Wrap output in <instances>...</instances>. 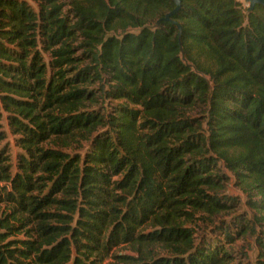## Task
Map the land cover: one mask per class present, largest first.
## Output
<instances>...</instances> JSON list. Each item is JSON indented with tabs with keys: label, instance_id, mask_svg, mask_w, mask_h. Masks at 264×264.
Wrapping results in <instances>:
<instances>
[{
	"label": "trees",
	"instance_id": "16d2710c",
	"mask_svg": "<svg viewBox=\"0 0 264 264\" xmlns=\"http://www.w3.org/2000/svg\"><path fill=\"white\" fill-rule=\"evenodd\" d=\"M32 2L0 0V264H232L182 222L227 207L219 160L264 227V5Z\"/></svg>",
	"mask_w": 264,
	"mask_h": 264
},
{
	"label": "rangeland",
	"instance_id": "374dc122",
	"mask_svg": "<svg viewBox=\"0 0 264 264\" xmlns=\"http://www.w3.org/2000/svg\"><path fill=\"white\" fill-rule=\"evenodd\" d=\"M26 1L31 5L33 4L32 0ZM243 4L244 6L247 5L244 1ZM128 30L136 31L137 29L129 28ZM114 103L115 102L112 100L105 101V105L108 109H110ZM200 113V110L195 109L190 112V115L202 120ZM0 125L1 128L7 132V137L1 144L6 146L12 169L15 170L17 158L22 154V150L15 144V136L9 132L4 114H2L0 118ZM206 131L207 128L205 124L198 129L199 133L206 134ZM67 151H69V153L77 151L82 152V150L72 149ZM206 155L215 159V155L211 151H208ZM214 170L217 174L222 175L220 188L215 194L227 207L214 215L198 213L196 214V218L192 221L182 222L183 229L191 228L193 231V238L197 243L223 245L232 257V264H259L257 261L259 247L256 238L260 237L264 239V227L256 225L255 217L257 212L252 208V205L248 203L247 196L241 191L234 175L222 161L218 160ZM244 227L248 230L246 232H241ZM250 227H254V230H251ZM151 230V228H147L145 231ZM227 235H229L230 239L226 237ZM112 251L117 253H129L125 244H120ZM159 253L162 256L168 255V252L164 250ZM109 261L112 260L109 258L105 259L104 264Z\"/></svg>",
	"mask_w": 264,
	"mask_h": 264
},
{
	"label": "water",
	"instance_id": "95a60500",
	"mask_svg": "<svg viewBox=\"0 0 264 264\" xmlns=\"http://www.w3.org/2000/svg\"><path fill=\"white\" fill-rule=\"evenodd\" d=\"M173 1L175 4V8L171 12L165 15L164 17L165 20H168L170 18V15L173 14L180 6V0H173ZM243 1L248 5V9H247L248 12H250L256 4L264 5V0H243Z\"/></svg>",
	"mask_w": 264,
	"mask_h": 264
}]
</instances>
